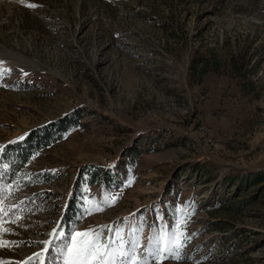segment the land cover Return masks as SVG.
<instances>
[{"label": "rangeland", "instance_id": "374dc122", "mask_svg": "<svg viewBox=\"0 0 264 264\" xmlns=\"http://www.w3.org/2000/svg\"><path fill=\"white\" fill-rule=\"evenodd\" d=\"M0 62V264H68L90 229L109 264L180 231L156 264H264V0H0Z\"/></svg>", "mask_w": 264, "mask_h": 264}, {"label": "snow or ice", "instance_id": "6c2138e0", "mask_svg": "<svg viewBox=\"0 0 264 264\" xmlns=\"http://www.w3.org/2000/svg\"><path fill=\"white\" fill-rule=\"evenodd\" d=\"M28 6L35 7V5L32 4ZM96 207L101 206L96 205ZM190 215L191 214L185 216V222L181 224V228L186 226L187 220L190 219ZM2 231L3 229L0 228V232ZM102 235L101 232H96L91 229L82 233H75L74 236L79 239L74 238L70 242L69 248L65 250L68 256V264H109L108 259H106L109 256V245L102 242ZM120 239L123 243V237H120ZM188 240L189 237L183 231L175 234L172 237V246L166 247L162 255H158L160 253L159 248L153 250L151 253L153 256V264H156L157 258L163 260L167 257L169 259L179 260L181 258L180 251L186 246ZM127 243L135 250L136 244H133L131 241ZM0 246H3V244L0 243ZM120 255L124 260L129 261L130 264H137L133 257H129L123 252H121ZM34 264H39V261H35Z\"/></svg>", "mask_w": 264, "mask_h": 264}, {"label": "trees", "instance_id": "16d2710c", "mask_svg": "<svg viewBox=\"0 0 264 264\" xmlns=\"http://www.w3.org/2000/svg\"><path fill=\"white\" fill-rule=\"evenodd\" d=\"M71 123L72 122L68 121L67 118H64L31 130L23 137V139L15 141L7 147L2 154L3 161L7 163L10 171L15 173V165H12L11 163V158H15L18 164H20L16 166L23 169L35 151L55 142L60 135L71 128L69 127ZM73 124H76V121L73 122ZM55 135L58 137H55ZM258 177L261 182H264V175H259ZM53 249L54 247H51L50 251Z\"/></svg>", "mask_w": 264, "mask_h": 264}]
</instances>
